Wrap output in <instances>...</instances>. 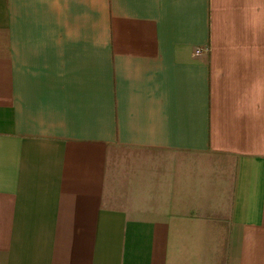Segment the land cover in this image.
Instances as JSON below:
<instances>
[{"label": "crops", "instance_id": "crops-1", "mask_svg": "<svg viewBox=\"0 0 264 264\" xmlns=\"http://www.w3.org/2000/svg\"><path fill=\"white\" fill-rule=\"evenodd\" d=\"M0 264H264V0H0Z\"/></svg>", "mask_w": 264, "mask_h": 264}, {"label": "built area", "instance_id": "built-area-1", "mask_svg": "<svg viewBox=\"0 0 264 264\" xmlns=\"http://www.w3.org/2000/svg\"><path fill=\"white\" fill-rule=\"evenodd\" d=\"M195 53H200V50H196Z\"/></svg>", "mask_w": 264, "mask_h": 264}]
</instances>
